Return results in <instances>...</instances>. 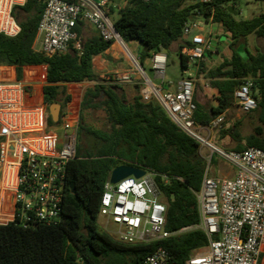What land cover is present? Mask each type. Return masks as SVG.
<instances>
[{
  "label": "trees",
  "instance_id": "trees-1",
  "mask_svg": "<svg viewBox=\"0 0 264 264\" xmlns=\"http://www.w3.org/2000/svg\"><path fill=\"white\" fill-rule=\"evenodd\" d=\"M127 5L118 13L114 28L125 44L137 42L142 48L143 66L151 53L174 50L180 56L182 69L187 60L181 54L185 45L183 26L202 15L221 25L231 38V55L221 65L208 72L209 86L218 91L217 106L206 108L195 98L194 120L208 125L234 105V92L248 81L257 108L247 113L252 131H241L242 121H226L219 131V141L235 146L241 152L246 147L264 151V13L252 19L237 18L228 8L242 15L240 5L250 0H124ZM264 3V0H255ZM45 0H27L16 7L13 16L21 32L16 38L0 34V66L13 67L16 79H23L25 67L45 66L44 102L64 107L71 101L67 86L92 84L86 89L81 111L103 110L110 125L109 132L84 129L99 140L96 154L80 155L68 165L62 220L57 225L24 229L15 223L0 225V264H143L158 247L165 248L177 264H185L192 253L209 245L207 234L200 225L197 200L206 172V160L197 141L183 133L155 102L143 103L138 95L130 102L118 81L102 79L95 71L93 59L104 55L113 43L100 36H84L85 23L78 21L77 33L81 49L71 43L69 49L51 58L33 50ZM114 12V11H113ZM261 41L255 55L248 50L247 38ZM113 61V60H112ZM139 89V88H138ZM226 124V125H225ZM225 128L223 129V126ZM50 129L60 128L47 116ZM214 154L211 157L213 162ZM130 165L154 171L156 182L167 205L165 231L170 238L149 245H126L98 228L104 185L112 171ZM70 186L73 187L71 190ZM192 230L181 232L185 228Z\"/></svg>",
  "mask_w": 264,
  "mask_h": 264
},
{
  "label": "built area",
  "instance_id": "built-area-1",
  "mask_svg": "<svg viewBox=\"0 0 264 264\" xmlns=\"http://www.w3.org/2000/svg\"><path fill=\"white\" fill-rule=\"evenodd\" d=\"M26 1L0 0L1 35L16 38L20 34L13 12ZM111 12L109 0H45L33 50L48 58L65 53L73 42L80 50L74 31L78 21L91 25L105 42L121 47L124 43L109 18ZM199 17L203 16L198 14L183 26V39L190 45L181 49L187 67L175 91L164 86L167 56L161 52L152 57V69L162 79L160 84L150 81L144 67L128 51L129 69L115 73L113 79L138 81L143 103L155 101L183 133L199 143L200 150L204 147L211 153L205 158L206 172L197 193L201 219L198 228L207 234L209 245L193 252L185 264H264V151L246 147L236 152L218 146L223 115L208 125L194 120L197 71L211 42V35L197 20ZM191 65L195 67L192 71ZM5 70L15 73L13 67ZM35 74L24 70L20 81H0V225L15 223L24 229L61 222L68 165L77 153L79 117L71 108L72 95L67 92L71 101L59 118L61 131L50 129L41 86L46 84L47 69L46 74ZM251 87L252 82L248 81L234 92L235 105L245 114L257 108ZM213 154L235 170V177L210 175L208 164ZM144 171L139 179L130 176L115 185L109 177L104 185L99 216L115 228L107 234L126 245H149L174 235L165 231L167 205L156 182L158 174ZM143 264L177 263L165 248L158 247Z\"/></svg>",
  "mask_w": 264,
  "mask_h": 264
},
{
  "label": "rangeland",
  "instance_id": "rangeland-1",
  "mask_svg": "<svg viewBox=\"0 0 264 264\" xmlns=\"http://www.w3.org/2000/svg\"><path fill=\"white\" fill-rule=\"evenodd\" d=\"M115 1L121 8L126 7V3L124 0H115ZM250 1H252L251 7H249L250 5H248ZM250 1H244L241 3L240 7L242 10V15H237L235 17H237L238 19L239 18L240 19L241 18L252 19L264 13V3L256 2L255 0H250ZM245 11L247 12L246 15H245ZM109 18L112 22H115L118 19V13L111 12V14L109 15ZM197 20L201 24V26L204 27L205 30L209 31V24L205 21L204 17H199ZM249 37H250L249 46H251L252 52L256 53L257 46L258 48H262V43L261 41L258 42L256 36L254 35H251ZM125 45L128 48L129 52L139 62H140L139 56L143 50V48L137 42H129L127 44L124 43L121 47L116 46L117 49L113 51L112 53H114L115 54L114 56L118 58L119 60L116 62H112L113 58H111L110 63L111 64L114 63V67L117 66L116 68H118L120 72L128 70L129 69L128 65L131 64L130 63L131 61L129 60V57H128L129 53L126 50V47H124ZM216 45H217V39L215 37L211 38V48L210 49L215 50ZM227 50L229 51V47H227ZM165 55L167 56V63H166L165 72H164V86L170 87L171 91H175L176 85L183 80V75H182L183 69L181 67L180 56L174 50L165 52ZM148 64H149V60L147 59L144 62L143 66L146 70L148 77L152 79L153 76L148 69ZM194 69L195 67L191 65L190 70L192 71ZM115 73L116 72L114 71L113 73L106 74L101 78L106 79V80L110 79L111 81H115L113 79ZM118 83L125 90L128 101L132 102L134 97L138 95L140 96V90L139 89L135 90L133 88L134 86L137 85L135 84L136 81H132V83L128 85L123 84L124 82L118 81ZM207 83L208 82L205 81L204 79L202 80L197 79L195 98L198 101L205 102L209 106L211 100H209L208 96H206L205 95L206 93L204 92V88ZM137 86L139 88L141 87V85H137ZM89 87H92V84L83 83L77 86H74V85L67 86V92L72 95L71 108L73 109L76 115L78 114V117H79L78 131H77V151L80 155L96 154L97 147L95 144L99 145V140H97L93 136L88 135L84 130H81L80 128L81 126L84 129H92V130L102 131L106 133L110 131V125L107 122L106 114L103 110H87L84 112L81 111V102L83 99V95L86 89H88ZM225 118H226V121L228 122L229 121H233V122L242 121L241 131L244 134L250 133L254 127L253 124H249L247 114L242 113L239 110L238 111L234 110L228 117H225ZM225 125L223 126V129L225 128ZM58 130L61 131V128H58ZM216 141L218 143V146H221L227 150H232L235 146L234 143H230L228 141H223V142L219 141L218 135H217ZM201 153L204 158H207L208 155L210 154V151L207 148L201 147ZM214 155L215 156H214L213 162H210L208 164L210 168L209 172L213 173L214 171L216 176H219L220 169L215 164V160L217 161V158H216L217 154H214ZM97 225L101 232L111 233L115 231V228L111 225H108L106 222V219L103 217L99 216Z\"/></svg>",
  "mask_w": 264,
  "mask_h": 264
},
{
  "label": "crops",
  "instance_id": "crops-1",
  "mask_svg": "<svg viewBox=\"0 0 264 264\" xmlns=\"http://www.w3.org/2000/svg\"><path fill=\"white\" fill-rule=\"evenodd\" d=\"M109 2H110V9H112V13H115V11H117L119 9H123V8H121L117 4V2L115 0H109ZM251 3H252V1L249 2V4H248V5H250L249 7L252 6ZM126 5H127V3H126ZM240 10H241V7H240ZM241 13H242V10H241ZM246 14H247V12L245 11V15ZM208 24H209V31L206 30V32H208L211 35V38L215 37L217 39V45H216L215 50L210 49L211 48V42H210V48L207 51V53L205 55V58L200 62V65H199L200 68L197 71V79H200V80L204 79L207 82L209 81L206 78L208 72L211 71V70H213V69H216L219 65H221V63L223 62V60L225 58H229L230 55H231L230 50L229 51L227 50V47H229V45L231 44V38L229 37V35L225 33V31L223 30V28H222L221 25L214 24L212 21L208 22ZM92 35H98V32L91 25L85 24V35L84 36L88 37V36H92ZM247 42H248V50L251 53L252 50H251V46H249L250 45L249 44L250 43V37L249 36L247 38ZM116 46L117 45L111 46L105 52V55L106 56H109V57L113 58V61L112 62H116V61L119 60L118 58H116L114 56L115 54L112 53L113 51H115L117 49ZM37 47H38V45H37ZM126 49L129 52V50H128L127 47H126ZM161 53L165 55V52L164 51L161 52ZM251 54L255 55L256 53L252 52ZM153 55H154V53H151L150 56L148 58H146V60L147 59L149 60L148 69H149L150 73L152 74L153 78L150 79L148 77V75H147V77L150 79V81L152 83L160 84L162 82V79L152 69V57H153ZM139 58H140V56H139ZM93 66H94L95 71L101 77H103L106 74L113 73L114 71L116 73L117 72H120L118 70V68H116L117 66L114 67V63L111 64L110 61L107 60L104 55H99V56L94 57V59H93ZM5 69H6V67L0 66V81L1 80H5V79H8V78H16V75H15L14 71H12L13 73H9ZM24 70H25V72H26V70H29V71H33V72L37 73V74H35V77H37L38 74H40L41 72H44L46 74V67H44V66H39V67L30 66V67L24 68ZM131 83L132 82H128V83L124 82L123 84H125V85L127 84L128 85V84H131ZM135 84L140 85L138 83V81H136ZM137 85L133 87L135 90H137L139 88ZM41 86L44 87L45 86V82L42 83ZM140 88H139V90H140ZM165 88L167 90H171L170 87H165ZM204 92L206 93L205 95L208 96L209 100H211L209 106L205 102L198 101V100H197V102L200 105L205 106L206 108L216 107L217 106V98L219 97L218 91L216 89H214V88H211L209 86V83H207L205 85ZM234 110H237L238 111V108L235 105V102H234L233 107L223 114L224 118L225 117H228ZM210 154L208 155V157H210ZM216 158H217V161L215 160V164L220 169V175L219 176H216V174H215L214 171H213V173H210V175L212 177H216V178H223V177L233 178V177H235V170L227 162H225L224 160H222L221 158H219L218 155H217ZM213 160H214V158H213Z\"/></svg>",
  "mask_w": 264,
  "mask_h": 264
},
{
  "label": "water",
  "instance_id": "water-1",
  "mask_svg": "<svg viewBox=\"0 0 264 264\" xmlns=\"http://www.w3.org/2000/svg\"><path fill=\"white\" fill-rule=\"evenodd\" d=\"M228 11L232 15L237 16V12L231 7L228 8ZM48 111L53 123H58L60 118L61 106L59 104H53L49 107ZM144 175L145 171L142 169H138L130 165H122L112 171L110 182L115 185L130 176H134L136 179H139ZM70 188L71 190L73 189L72 186H70Z\"/></svg>",
  "mask_w": 264,
  "mask_h": 264
},
{
  "label": "bare ground",
  "instance_id": "bare-ground-1",
  "mask_svg": "<svg viewBox=\"0 0 264 264\" xmlns=\"http://www.w3.org/2000/svg\"><path fill=\"white\" fill-rule=\"evenodd\" d=\"M125 47V46H124Z\"/></svg>",
  "mask_w": 264,
  "mask_h": 264
}]
</instances>
